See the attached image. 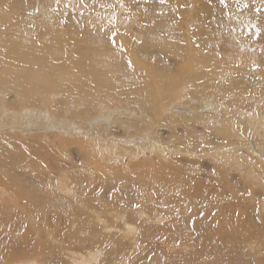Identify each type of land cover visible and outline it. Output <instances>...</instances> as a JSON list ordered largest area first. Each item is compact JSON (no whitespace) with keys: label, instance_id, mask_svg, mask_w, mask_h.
I'll use <instances>...</instances> for the list:
<instances>
[{"label":"rangeland","instance_id":"1","mask_svg":"<svg viewBox=\"0 0 264 264\" xmlns=\"http://www.w3.org/2000/svg\"><path fill=\"white\" fill-rule=\"evenodd\" d=\"M0 1V30L45 56L26 60L0 45L1 80L28 79L36 100L48 98L30 106L47 108L49 121L0 126V264H264V0ZM55 50L63 79L88 89L77 99L95 120L87 126L71 97L47 85L61 62Z\"/></svg>","mask_w":264,"mask_h":264},{"label":"bare ground","instance_id":"2","mask_svg":"<svg viewBox=\"0 0 264 264\" xmlns=\"http://www.w3.org/2000/svg\"><path fill=\"white\" fill-rule=\"evenodd\" d=\"M15 1V0H14ZM21 1V0H20ZM1 2V1H0ZM8 4V3H7ZM197 4V3H196ZM15 6V5H14ZM6 14V13H5ZM9 16V15H8ZM3 17V16H2ZM117 18V17H116ZM123 19V18H122ZM3 20V19H2ZM90 20V19H89ZM103 21V20H102ZM106 21V20H105ZM119 21V20H118ZM107 22H109L108 20H107ZM106 22V23H107ZM124 22H126V21H124ZM123 23V22H122ZM128 23V22H127ZM9 24H11V23H9ZM8 24V25H9ZM110 25H111V23H109ZM1 25H3V24H1ZM13 26V25H12ZM109 26V25H108ZM127 26H129V25H127ZM126 26V27H127ZM9 27V26H8ZM114 27V26H113ZM130 27V26H129ZM108 28V27H107ZM128 28V27H127ZM131 28V27H130ZM104 29V28H103ZM110 29H112V28H108V32L110 31V32H112ZM129 29V28H128ZM8 30V29H7ZM7 30H0V45L1 46H3L6 50V52L8 53H11V54H13L15 57L17 56V57H19V58H23V59H26V60H31V59H36V58H38V59H40V60H44L45 59V56L43 55V53L42 52H40L41 51V48H40V50H38L37 48H33V47H31V46H29L28 45V43H24L23 41L21 42V39H23L22 38V36L23 35H16V36H14V35H10L11 33H5ZM105 32H107L106 31V29L104 30ZM116 31V30H115ZM109 32V34L111 35L112 33H110ZM108 34V33H107ZM118 34V33H117ZM117 34H114V36L115 35H117ZM119 35V34H118ZM137 36V35H136ZM139 36V35H138ZM27 37V36H26ZM55 38L56 39H61V36H60V34H58L57 36H55ZM92 38V37H91ZM114 38V37H113ZM121 38V37H120ZM117 39H118V37H117ZM125 39V38H124ZM53 40V39H52ZM74 40V39H73ZM120 40V39H119ZM121 40H122V38H121ZM118 41V40H117ZM125 41V40H124ZM123 41V42H124ZM47 42V41H46ZM45 42V43H46ZM130 42V41H129ZM128 42V43H129ZM78 43V42H77ZM147 43V42H146ZM30 44V43H29ZM47 44V43H46ZM48 44H50V43H48ZM127 44V43H126ZM130 44H131V42H130ZM130 44H129V46H130ZM32 45V44H31ZM52 45V44H51ZM145 45H147V44H143V46H145ZM138 46H139V44H138ZM38 47V46H37ZM41 47V46H40ZM64 47V46H63ZM128 47V46H127ZM51 48V47H50ZM53 48V47H52ZM55 48V47H54ZM139 48V47H138ZM144 48V47H143ZM142 48V49H143ZM3 49V48H2ZM60 49V48H59ZM80 49H82V48H80ZM49 50V49H48ZM52 50V49H51ZM51 50H49V51H51ZM160 50V49H159ZM0 51H1V53H2V50L0 49ZM45 51V50H44ZM52 51H54V50H52ZM51 51V52H52ZM55 52H56V54L58 55V56H56V59L54 58V60H60L61 62H60V64L59 65H54V66H56L57 67V73L55 74V75H53V78L54 79H52V76H50V77H48V83H47V85L48 86H50V87H56L55 89H51V90H55L56 92H58L59 93V91L60 92H64L65 93V95H68V96H70L71 97V103L73 104V106H77L76 107V109H75V111H73V113L74 114H78V115H80L82 118H84L85 119V124H86V126L88 125V124H90V123H92L93 121L95 122V120H93L92 118H93V116H92V114H89L88 113V109H87V107H86V104H84V103H82V102H77V99H78V97L79 96H82V95H84V94H87V92H88V89H87V87L85 86V84L83 83V82H78L77 80H78V78L76 79V80H73L72 78H70L69 76H68V79L66 80H64L63 78L65 77V74H66V72H68V69L65 71V69H63V64H64V62H66V60L65 59H63L64 58V56H62V54H61V56H60V53H59V51L57 50H55ZM70 52V51H69ZM5 53V52H4ZM54 53V52H53ZM78 53H80V52H78L77 51V54ZM82 53V52H81ZM133 53V52H132ZM163 53V52H162ZM50 54V53H49ZM72 54V53H71ZM127 54H130V52L129 53H127ZM164 54H165V52H164ZM201 54V53H200ZM46 55V54H45ZM82 55V54H81ZM133 55V54H132ZM14 56H12V57H14ZM73 57H74V55H72ZM77 56V55H76ZM49 57V56H48ZM198 57H199V55H198ZM70 58H72V57H70ZM84 58V57H83ZM82 58V59H83ZM129 58H130V56H129ZM33 59V60H34ZM37 59V60H38ZM53 59V58H52ZM79 60H80V58H78ZM133 59V58H132ZM157 59V58H156ZM166 59V58H165ZM199 60H202V58L200 57V58H198ZM205 59V58H204ZM25 60V61H26ZM50 60V59H49ZM74 60V59H73ZM23 61V60H22ZM70 61H72V60H70ZM84 61V60H83ZM149 61V60H148ZM161 61H163V60H161ZM29 62V61H28ZM44 62H45V60H44ZM80 62V61H79ZM134 62V61H133ZM132 62V63H133ZM138 62V65L139 66H141V60H140V62L139 61H137ZM143 63H144V65H146L147 67H145V68H148V70L149 71H151L150 70V63H148L147 61H142ZM154 62H156V61H154ZM159 63V62H158ZM164 63V62H163ZM52 64V63H51ZM72 64H74V62L72 63ZM152 64V63H151ZM15 65V64H14ZM150 65V66H149ZM74 66V65H73ZM21 67V66H20ZM53 67V66H52ZM70 67V66H69ZM68 67V68H69ZM75 67V69L77 68L81 73V75H82V73L85 71V69L88 67V65L87 64H83V63H79V65H75L74 66ZM90 67V66H89ZM144 67V66H143ZM154 66H152V68H153ZM4 68V67H3ZM16 68H19L18 66L16 67ZM155 68V67H154ZM163 68V67H162ZM1 69V68H0ZM89 69V68H88ZM122 69V68H121ZM158 69H159V67H158ZM158 69H156L157 71H158ZM161 69V68H160ZM2 70V69H1ZM12 70V69H11ZM25 70V69H24ZM70 70V69H69ZM90 70V69H89ZM14 71H16V70H14ZM19 71V70H18ZM22 71V70H21ZM73 71H75V70H73ZM145 71V70H144ZM157 71H155V72H157ZM161 71V70H160ZM167 71V70H166ZM1 72V71H0ZM152 72V71H151ZM4 73V72H3ZM85 73V72H84ZM87 73V72H86ZM144 74H146V73H144ZM159 74V73H158ZM165 74V72H163V73H161L160 74V76H163ZM67 75V74H66ZM84 75V74H83ZM87 75V74H86ZM157 75V74H156ZM166 75H167V73H166ZM172 75V74H171ZM193 75V74H192ZM33 76H36V74L35 75H33ZM144 76H148L147 74L146 75H144ZM159 76V75H158ZM81 77V76H80ZM85 77V76H84ZM89 77V76H88ZM103 77H105V76H103ZM139 77V76H138ZM166 77V76H165ZM175 77V76H174ZM173 77V78H174ZM3 78V76H2V74H0V126H3V127H5V126H8L9 124H12V123H14V124H16V125H22L23 126V129H24V131L26 130V128H27V130L29 129V128H34V125H36V121H37V125H40V126H47L48 125V123H49V121L47 122V118L45 117V116H43L44 114H46L47 113V108H46V110H44V112H41V113H39L38 111H37V109H35V108H32L30 105L31 104H33L35 101V103H38V105L39 104H42V103H47V96L46 97H43L42 96V94H41V97H42V102H40V101H38L39 99L37 98V100L35 99V96H34V92H37V94H40L39 93V91H38V89H36V88H34L33 86H28L26 83V81H29L28 79H24V77H23V75H22V77L20 76V74H18V73H16V75L15 76H12V75H10V76H8V81L7 82H2V79ZM5 78H7V77H5ZM4 78V79H5ZM32 78V77H31ZM62 78V79H61ZM82 79H83V77H81ZM188 78V77H187ZM36 79V78H35ZM86 79V78H85ZM84 79V80H85ZM152 79V78H151ZM158 79V78H157ZM163 79V78H162ZM169 79V78H168ZM184 79V78H183ZM33 80V79H32ZM64 80V81H63ZM83 80V81H84ZM171 80V79H170ZM174 80H176V78L174 79ZM190 80H191V78H188V81L187 82H190ZM25 83H24V82ZM38 81V80H37ZM148 81H149V79H148ZM164 81V80H163ZM166 81V80H165ZM173 81V80H172ZM159 82H160V80H159ZM173 82H175V81H173ZM173 82H172V84H173ZM32 83V82H31ZM33 83H35V82H33ZM45 83V82H44ZM80 83L82 84V85H80ZM107 83V82H106ZM167 83V82H166ZM161 84V88L162 87H164L163 89H165V91H170L171 90V88H172V86L173 85H171L170 83L169 84ZM46 84V83H45ZM108 84V83H107ZM126 84V83H125ZM46 85V86H47ZM143 85V84H142ZM46 86L44 87V90H45V88H46ZM47 86V87H48ZM50 87H49V89H50ZM91 87V86H90ZM139 88V87H138ZM153 88V87H152ZM43 89V88H42ZM142 89V88H141ZM147 89V88H146ZM40 90V89H39ZM43 90V91H44ZM176 90V89H175ZM11 91H13L14 93H13V95H8V92H11ZM46 91V90H45ZM109 91V90H108ZM124 91V90H123ZM144 91H145V89H144ZM177 91V90H176ZM139 92H140V90H139ZM138 92V93H139ZM156 92V91H155ZM167 92H165V93H167ZM98 93V92H97ZM44 95L45 94H50V92H45V93H43ZM153 94V93H152ZM164 94V93H163ZM149 95V94H148ZM16 96H20V99L22 98H24L23 99V101H21V102H23L24 104L23 105H21V104H19V102H17L16 101V99L15 98H17ZM63 96V95H62ZM85 96V95H84ZM117 96V95H116ZM145 96H147V95H145ZM153 97H154V95H153ZM157 97L158 96H156V97H154V98H156L157 99ZM168 97V96H167ZM67 98V97H66ZM63 99V98H62ZM111 99H112V97H111ZM204 99H206L207 100V97H204V98H202L201 100L202 101H206V100H204ZM18 100V99H17ZM166 101V100H165ZM8 104H10V105H13V106H15V107H23L24 105H26V107H23V111L24 112H18L15 116H4L3 115V110L6 108V107H8ZM190 104V103H189ZM188 104V106L191 108V110H192V108H196V106L197 105H189ZM34 105V104H33ZM37 105V104H36ZM43 105V104H42ZM138 105V104H137ZM158 105V104H157ZM44 107V106H43ZM140 107V106H139ZM155 107V106H154ZM209 107V106H208ZM207 107V108H208ZM38 108V107H37ZM75 107H73V109H74ZM157 108V107H156ZM39 109V108H38ZM42 109V108H41ZM153 109V108H152ZM40 110V109H39ZM117 110V109H116ZM132 110V109H131ZM131 110H129L128 111V113H127V115L129 116V117H131V114H132V112L135 114V111H131ZM28 112V114H29V116H26V118L24 117V113L25 112ZM123 111V110H122ZM126 112H127V110H126ZM126 112H124L123 114H126ZM216 110H212L211 112L210 111H207V113H204L205 115L204 116H207V118H208V121L210 120V119H213V118H216ZM242 112V111H241ZM32 113H34V114H36L37 113V115H35V116H31V114ZM50 113V112H49ZM48 113V114H49ZM230 113V112H229ZM247 113V112H246ZM231 114V113H230ZM245 114V113H244ZM248 114V113H247ZM9 115V114H8ZM195 114L194 113H192L190 116L191 117H193V118H195L196 117V115L194 116ZM233 115H234V113H233ZM243 115V114H242ZM252 115V114H251ZM47 116V115H46ZM75 116V115H74ZM79 116V117H80ZM50 117V116H49ZM101 117V116H100ZM197 117H198V115H197ZM245 117V116H244ZM96 118H98V117H96ZM95 118V119H96ZM103 118H104V116H103ZM132 118V117H131ZM221 118V117H220ZM230 118V117H229ZM232 118V117H231ZM230 118V119H231ZM77 119V118H76ZM75 118H74V120H76ZM99 119V118H98ZM57 120H58V118H57ZM60 120V119H59ZM58 120V121H59ZM64 120V119H63ZM231 120H234V119H231ZM250 120V119H249ZM257 121H258V119H256ZM25 121V122H24ZM61 121V120H60ZM97 121V120H96ZM105 122H106V119L104 120ZM108 121V120H107ZM242 121V120H241ZM244 122H245V119L243 120ZM252 121V120H251ZM255 121V120H254ZM99 122V121H98ZM129 122V121H128ZM247 122H249V121H247ZM66 123V122H65ZM65 123L63 122L62 123V126H65ZM83 123V122H82ZM82 123H80V124H82ZM97 123V122H96ZM101 124H102V121L100 122ZM107 123V122H106ZM105 123V124H106ZM256 123V122H255ZM108 124V123H107ZM232 124V123H231ZM230 124V125H231ZM241 124H243V123H241ZM252 124V123H251ZM35 126V127H38V126ZM83 125V124H82ZM98 125H99V123H98ZM255 126L257 125V124H254ZM10 126V125H9ZM57 126V125H56ZM75 126V125H74ZM93 126H95V125H93ZM123 126V125H122ZM127 126V125H126ZM130 126V125H129ZM233 126V125H232ZM253 126V125H252ZM259 126V125H258ZM90 127V126H89ZM73 128V127H72ZM91 128V127H90ZM254 128V127H253ZM22 129V128H21ZM64 129V128H63ZM74 129V128H73ZM239 129V128H238ZM256 129V128H255ZM254 129V130H255ZM260 129V128H259ZM236 130V129H235ZM252 130V129H251ZM257 131H258V129H256ZM221 131H223V127H221ZM229 131V128H226V132H228ZM239 131V130H238ZM240 132V131H239ZM242 132V131H241ZM49 136V135H48ZM2 143V142H1ZM1 146V145H0ZM230 146V145H229ZM1 148V147H0ZM254 150V149H253ZM224 152H225V150H224ZM222 153L221 151L218 153L217 152V154L218 155H220L221 157H223V158H225L226 157V159L228 158V159H231V158H229V157H231V155L229 154V153ZM214 153V152H213ZM216 154V153H215ZM204 155V154H203ZM217 155V156H218ZM225 159V160H226ZM227 159V160H228ZM234 159H231V161H233ZM234 161H237V160H234ZM238 164V163H237ZM100 174V173H99ZM106 173H104V175H105ZM108 174V173H107ZM110 175V174H109ZM65 176H66V174H65ZM60 178V177H59ZM66 179H67V177H66ZM68 179H69V177H68ZM67 179V180H68ZM103 179V178H102ZM105 179V178H104ZM257 179V178H256ZM34 180V179H33ZM65 180V179H64ZM83 180V179H82ZM61 181H63L62 180V178H61ZM66 183V182H65ZM67 183H70V181L69 182H67ZM5 188V187H4ZM68 188V187H67ZM61 189V188H60ZM63 190H64V188H62ZM71 189V188H70ZM5 190V189H4ZM74 191V190H73ZM65 192V191H64ZM7 193V192H6ZM9 193H10V191H9ZM9 195V194H8ZM24 195V194H23ZM12 197H14V195H11ZM2 197V196H1ZM4 197V196H3ZM12 197H10V198H12ZM19 197V199H20V196H18ZM27 197V196H26ZM36 197V196H35ZM37 197H38V194H37ZM27 198H29V197H27ZM34 198V197H33ZM5 199V198H4ZM7 201V200H6ZM8 201H11V200H8ZM20 201V200H19ZM18 201V202H19ZM31 201V200H30ZM15 202H16V200H15ZM17 202V203H18ZM29 202V201H28ZM3 203V202H2ZM12 203V202H11ZM1 204V203H0ZM33 204V203H32ZM40 204H41V202H40ZM54 204V203H53ZM58 204V203H57ZM9 206H10V204H8ZM17 205V204H16ZM34 205V204H33ZM50 205V204H49ZM98 205H100V204H98ZM103 205H105L104 203H103ZM42 206V205H41ZM17 207V206H16ZM19 207V206H18ZM20 208V207H19ZM26 208V207H25ZM30 208V207H29ZM28 208V209H29ZM40 208H42V207H40ZM105 208V207H104ZM103 208V209H104ZM122 208V207H121ZM11 209V208H10ZM44 209V208H43ZM110 209V208H109ZM118 209V208H117ZM6 210V209H5ZM7 210H8V208H7ZM16 210H19V209H17L16 208ZM45 210V209H44ZM49 210H50V208H49ZM94 210V209H93ZM99 210H101V209H99ZM1 211V210H0ZM26 211V210H25ZM25 211H23V212H25ZM52 211V209L50 210V212ZM57 211V210H56ZM55 211V212H56ZM102 211H104V210H102ZM19 212V211H18ZM22 212V211H21ZM93 212V211H92ZM105 212V211H104ZM118 212V211H117ZM8 213V212H7ZM32 213H33V211H32ZM43 213H44V211H43ZM81 213H83V212H81ZM97 213V212H96ZM121 213V212H120ZM15 214V213H14ZM25 214V213H24ZM34 214V213H33ZM40 214V213H39ZM122 214V213H121ZM141 214V213H140ZM12 215V214H11ZM26 215V214H25ZM25 215H23L24 217H25ZM50 215V214H49ZM96 215V214H95ZM100 215V214H99ZM114 215H116L115 213H114ZM118 215V214H117ZM18 216V215H17ZM28 216H30V215H28ZM37 216V215H36ZM64 216V215H63ZM74 216V215H73ZM38 217H39V215H38ZM50 217V216H49ZM75 217H76V215H75ZM99 217V216H98ZM105 217V216H104ZM114 217V216H113ZM120 217V216H119ZM5 218V217H4ZM11 218V217H10ZM16 218V217H15ZM28 218H31V217H28ZM34 218H36V217H34ZM42 218V217H41ZM65 218V217H64ZM118 218V217H117ZM121 219H122V216L120 217ZM21 218H19V220H20ZM113 219H115V217L113 218ZM7 220V219H6ZM33 220V219H32ZM31 220V221H32ZM71 220H72V218H71ZM77 220V219H76ZM81 220V219H80ZM117 220V219H116ZM144 220V219H143ZM10 221V220H9ZM35 221V220H34ZM34 221H32V223L34 222ZM43 221V220H42ZM64 220L62 219V222H63ZM122 221V220H121ZM149 221V220H148ZM162 221V220H161ZM6 222V221H5ZM5 222H3V223H5ZM38 222H39V220H38ZM37 222V223H38ZM55 222H57V221H55ZM74 222H75V220H74ZM160 222V221H159ZM18 223V222H17ZM26 223V222H25ZM24 223V224H25ZM51 223V222H50ZM67 223H68V221H67ZM67 223H65V224H67ZM85 223V222H84ZM113 223V222H112ZM2 224V223H1ZM1 224H0V226H1ZM16 224V223H15ZM14 224V225H15ZM41 224V223H40ZM52 224V223H51ZM80 224H81V221H80ZM104 224V223H103ZM111 224V223H110ZM4 225V224H3ZM46 225V224H45ZM54 225V224H53ZM58 225H60V224H58ZM70 225V224H69ZM74 225V224H73ZM77 225V224H76ZM87 226H89L88 224H86ZM85 225V226H86ZM108 225V224H107ZM30 226V225H29ZM55 226L56 227H58L56 224H55ZM61 226V225H60ZM78 226V225H77ZM95 226V225H94ZM114 226V225H113ZM129 226V228L127 227V231H126V233L124 234V236H126V237H133L134 235H136V234H134L133 235V233H134V231H132L133 229H134V227L132 226V225H128ZM138 226H140V224L138 225ZM26 227H28V225L26 226ZM82 228H83V226H81ZM80 227V228H81ZM101 227H102V224H101ZM52 228V227H51ZM54 228V227H53ZM81 228V229H82ZM85 228V227H84ZM93 228V227H92ZM95 228V227H94ZM93 228V229H94ZM138 228V227H137ZM145 228V227H144ZM29 229V228H28ZM31 229V228H30ZM48 229V228H47ZM61 229V228H60ZM64 229V228H63ZM63 229H62V231H63ZM72 229V228H71ZM71 229H69V230H71ZM75 229V228H74ZM78 229V228H77ZM89 229H90V227H89ZM119 229V228H118ZM126 229V228H125ZM139 229V228H138ZM137 229V230H138ZM2 230V229H1ZM41 230V229H40ZM55 230V229H54ZM53 230V231H54ZM86 230H88V229H86ZM121 230V229H120ZM140 230H141V228H140ZM25 231H26V229H25ZM35 231V230H34ZM37 231V230H36ZM42 231V230H41ZM41 231H39V232H41ZM45 231V230H44ZM58 231H60V230H57V232ZM82 232H83V230H81ZM90 231H93V230H90ZM99 231V230H98ZM29 232V231H28ZM73 232V231H72ZM80 232V231H79ZM106 232V231H105ZM121 232V231H120ZM137 232V231H136ZM15 233V232H14ZM18 233V232H17ZM50 233H51V231H50ZM56 233V232H55ZM55 233H54V235H55ZM84 233V232H83ZM86 233V232H85ZM91 233V232H90ZM27 234V233H26ZM37 234V233H36ZM80 234H81V232H80ZM88 234V233H87ZM93 234H95V233H93ZM122 234V233H121ZM29 235V234H28ZM38 235H39V233H38ZM66 235V234H65ZM149 235V234H148ZM32 236V235H31ZM89 236V235H88ZM91 236H92V234H91ZM28 237L29 236H27V240H28ZM63 237V236H62ZM136 237V236H135ZM16 238V237H15ZM17 238H19V237H17ZM39 238V237H38ZM38 238H37V240H38ZM92 238H95L96 239V237H92ZM138 238V237H137ZM25 239V238H24ZM44 239V238H43ZM133 239V238H132ZM10 242H8V243H10L11 244V240H9ZM42 241V240H41ZM58 241V240H57ZM17 242H18V240H17ZM21 242V241H20ZM82 242H83V238H82ZM102 242V241H101ZM31 243V242H30ZM37 243V242H36ZM84 243V242H83ZM88 243V242H87ZM104 243V242H103ZM18 244V243H17ZM20 244V243H19ZM27 244V243H26ZM40 244V243H39ZM42 244V243H41ZM96 244V243H95ZM137 244V243H136ZM12 245H15V243L13 242V244ZM37 245V244H36ZM182 245V244H181ZM34 246V245H33ZM32 246V247H33ZM52 246V245H51ZM62 246V245H61ZM110 246V245H109ZM19 247V246H18ZM26 247H27V245H26ZM35 247V246H34ZM68 247V246H67ZM95 247H97V245L95 246ZM1 248V247H0ZM38 248V247H37ZM36 248V249H37ZM42 248V247H41ZM60 248V247H59ZM100 248V247H99ZM173 248V247H172ZM8 249V248H7ZM43 249H45V248H43ZM51 249V248H50ZM71 249H72V246H71ZM71 249H70V252H71ZM114 249V248H113ZM28 250V249H27ZM27 250H23V251H25V253L27 252ZM33 250V249H32ZM40 250V249H39ZM60 250V249H59ZM98 250V249H97ZM132 250V249H131ZM9 251V250H8ZM162 251V250H161ZM5 252V251H4ZM33 252H34V250H33ZM55 252V251H54ZM8 253V252H7ZM19 253V252H18ZM23 253V252H22ZM28 253V252H27ZM50 253V252H49ZM1 254V253H0ZM9 254V253H8ZM19 254H21V253H19ZM29 254V253H28ZM27 254V255H28ZM56 254V253H55ZM54 254V255H55ZM72 254V253H71ZM70 254V255H71ZM92 254V253H91ZM111 254V253H110ZM40 255V254H39ZM43 255V254H42ZM49 255V254H48ZM65 255H66V253H65ZM68 255V254H67ZM100 255V254H99ZM122 255V254H121ZM120 255V256H121ZM136 255V254H135ZM1 256H3L2 254L0 255V258H1ZM26 256V255H25ZM28 256H30V255H28ZM28 256H26V257H28ZM72 256H74V255H72ZM95 256V255H94ZM124 256V255H123ZM218 256V255H217ZM222 256H223V254H222ZM10 257V256H9ZM20 257V256H19ZM36 257V256H35ZM38 257H40V256H38ZM57 257H58V255H57ZM65 257V256H64ZM98 257V256H97ZM107 257H109V256H107ZM219 257H221V256H219ZM218 257V258H219ZM17 258V257H16ZM22 258H24L23 257V255H22ZM59 258V257H58ZM113 258V257H112ZM125 258H127V257H125ZM228 258H229V256H228ZM239 258V257H238ZM9 259V258H8ZM25 259V258H24ZM26 259H29V258H26ZM38 259V258H37ZM44 259V258H43ZM77 259V258H76ZM88 259V258H87ZM97 259V258H96ZM225 259V258H224ZM223 259V260H224ZM237 257H231L230 258V260H233V262H236L237 260ZM93 260V259H92ZM103 260V259H102ZM119 260H121V258H119ZM118 260V261H119ZM127 260V259H126ZM216 260V261H215ZM214 261H215V263H218L220 260L219 259H215ZM239 260V259H238ZM12 261V260H11ZM25 261V260H24ZM75 261L76 260H74V263H75ZM89 261V260H88ZM97 261V260H96ZM125 261V260H124ZM212 261V260H211ZM225 261H226V259H225ZM72 262V261H71ZM79 262H80V260H79ZM110 262V261H109ZM122 262H123V260H122ZM223 262V261H222ZM29 263V262H28ZM65 263V262H64ZM73 263V262H72ZM82 263V262H81ZM84 263H85V261H84ZM89 263V262H88ZM111 263V262H110ZM116 263V262H115ZM6 264V263H5ZM8 264V263H7ZM42 264V263H41ZM44 264V263H43ZM52 264V263H51ZM62 264V263H61ZM224 264V263H223ZM238 264V263H237Z\"/></svg>","mask_w":264,"mask_h":264}]
</instances>
